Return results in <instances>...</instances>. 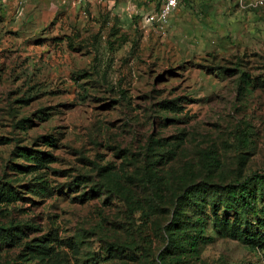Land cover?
Returning a JSON list of instances; mask_svg holds the SVG:
<instances>
[{
	"label": "rangeland",
	"instance_id": "obj_1",
	"mask_svg": "<svg viewBox=\"0 0 264 264\" xmlns=\"http://www.w3.org/2000/svg\"><path fill=\"white\" fill-rule=\"evenodd\" d=\"M158 1L0 0V264H264V5Z\"/></svg>",
	"mask_w": 264,
	"mask_h": 264
},
{
	"label": "built area",
	"instance_id": "obj_2",
	"mask_svg": "<svg viewBox=\"0 0 264 264\" xmlns=\"http://www.w3.org/2000/svg\"><path fill=\"white\" fill-rule=\"evenodd\" d=\"M190 0H159L160 6L151 15L148 14V20H152V23L160 24L161 26L166 21V18L172 10L177 8L180 4H184ZM238 2L245 3L248 7H261L264 5V0H237Z\"/></svg>",
	"mask_w": 264,
	"mask_h": 264
},
{
	"label": "trees",
	"instance_id": "obj_3",
	"mask_svg": "<svg viewBox=\"0 0 264 264\" xmlns=\"http://www.w3.org/2000/svg\"><path fill=\"white\" fill-rule=\"evenodd\" d=\"M159 6H160V2L158 1V3L156 4V8H158ZM257 179L263 180L264 175L257 174ZM237 196H238L239 200L241 201V204H243L244 206H246L248 204L240 190H237ZM190 238H191L190 246L195 247L198 240H199V236H196L194 234V235H191ZM174 264H180V263L176 261V262H174Z\"/></svg>",
	"mask_w": 264,
	"mask_h": 264
}]
</instances>
